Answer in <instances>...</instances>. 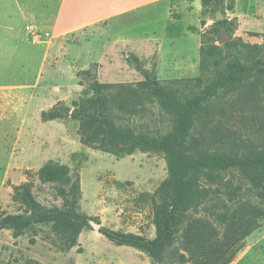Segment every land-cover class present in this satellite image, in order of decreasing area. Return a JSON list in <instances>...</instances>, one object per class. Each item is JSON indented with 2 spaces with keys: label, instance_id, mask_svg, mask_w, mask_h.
Listing matches in <instances>:
<instances>
[{
  "label": "rangeland",
  "instance_id": "rangeland-1",
  "mask_svg": "<svg viewBox=\"0 0 264 264\" xmlns=\"http://www.w3.org/2000/svg\"><path fill=\"white\" fill-rule=\"evenodd\" d=\"M216 11L227 29L215 24ZM222 31L232 42V61L249 64L258 55L264 62V0H0V213L22 211L14 187L25 182L43 207L64 206L59 190L70 183H43L37 175L51 161L69 169L71 181L78 178L75 210L93 218L70 246L50 222L17 237L0 228V264H152L144 252L108 240L93 223L152 238L156 191L167 176L164 154L87 145L71 112L81 104L82 111L95 110L88 100L96 96V83L118 129L166 134L173 117L152 89L173 92L179 101L201 96L230 61ZM256 71L216 91L209 113L196 116L188 152L264 149V76ZM54 106L65 115L43 120L42 112ZM199 182L207 196L186 220H208L222 234L227 226L217 217L227 222L245 203L249 232L229 264H264L259 188L239 170L219 173L214 183L199 176ZM180 233L166 251L172 264L170 250L184 252Z\"/></svg>",
  "mask_w": 264,
  "mask_h": 264
},
{
  "label": "trees",
  "instance_id": "trees-1",
  "mask_svg": "<svg viewBox=\"0 0 264 264\" xmlns=\"http://www.w3.org/2000/svg\"><path fill=\"white\" fill-rule=\"evenodd\" d=\"M221 3V0H213ZM207 0H202L206 3ZM231 7V6H230ZM221 12V11H220ZM222 13V12H221ZM227 19L215 21L217 25H225ZM225 28L228 27L225 25ZM230 61L226 71L206 86L201 96H194L179 101L173 92H163L153 88L152 94L159 97L162 106L172 115L171 129L164 135L154 137L146 134H135L130 129H118L110 116L107 115V94L101 92V85L92 83L95 98L88 100L95 107L92 112L82 111L81 104L71 112V116L79 120V133L83 143L97 149L115 152L114 146L125 145L129 151L149 149L164 154L167 176L158 187L156 193L160 199L154 203L153 223L155 235L147 238L134 233H123L100 227L99 232L108 240L118 244L136 248L144 252L152 264H172L165 255L167 249L177 240L180 233V246L184 252L170 250L167 257L176 264H229L242 246V239L249 232L247 228L248 212L242 203L233 212L234 218L225 221L220 217L219 223L227 226L224 233L208 220L200 218L186 220L187 211L197 210L203 197L199 176L214 183L218 174L223 171L239 170L258 188V195L264 199V149L242 155L226 152H201L193 147L187 151L196 116L204 111L209 113V103L216 91L233 87L247 78L252 70L264 76V62L257 55L249 64L232 61L234 50L232 42H226ZM256 50L255 46L249 47ZM211 54L212 50L209 49ZM155 83L156 81L153 80ZM141 87L144 85L140 83ZM141 89V88H140ZM65 113L54 106L41 114L43 120L63 117ZM37 175L43 183L69 184L61 188L59 194L64 200L63 207L45 208L32 195L30 183L25 182L14 187L15 196L21 203L22 211L18 213H0V228L11 229L15 237L25 229L37 223L50 222L55 231L63 232L68 237L69 246L74 244L81 229L93 218L75 210V201L79 194L78 178L71 181L69 169L51 161L41 166ZM214 213L211 211V214ZM255 214H261L254 210ZM236 230V231H235ZM166 257V258H167ZM174 263V264H175Z\"/></svg>",
  "mask_w": 264,
  "mask_h": 264
},
{
  "label": "water",
  "instance_id": "water-1",
  "mask_svg": "<svg viewBox=\"0 0 264 264\" xmlns=\"http://www.w3.org/2000/svg\"><path fill=\"white\" fill-rule=\"evenodd\" d=\"M224 18V15L220 12V11H216L215 13V21H220ZM229 37L226 35V33L224 31L221 32V35H220V41L222 43L228 41ZM90 82H93L94 80L93 79H90L89 80ZM94 227L99 230L100 228V224L99 223H93Z\"/></svg>",
  "mask_w": 264,
  "mask_h": 264
}]
</instances>
